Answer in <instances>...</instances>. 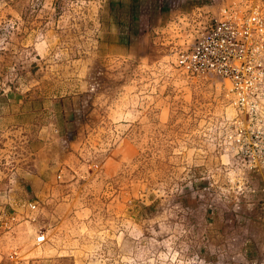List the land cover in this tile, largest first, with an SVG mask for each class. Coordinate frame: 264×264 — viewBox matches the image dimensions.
I'll use <instances>...</instances> for the list:
<instances>
[{
    "label": "rangeland",
    "instance_id": "374dc122",
    "mask_svg": "<svg viewBox=\"0 0 264 264\" xmlns=\"http://www.w3.org/2000/svg\"><path fill=\"white\" fill-rule=\"evenodd\" d=\"M130 4L0 0L1 264H264V102L183 63L223 0Z\"/></svg>",
    "mask_w": 264,
    "mask_h": 264
},
{
    "label": "built area",
    "instance_id": "2783aa9c",
    "mask_svg": "<svg viewBox=\"0 0 264 264\" xmlns=\"http://www.w3.org/2000/svg\"><path fill=\"white\" fill-rule=\"evenodd\" d=\"M259 1L223 0L217 18L198 20L195 41L183 61L192 74L228 81L234 104L250 118L259 115L264 102V11ZM29 209L36 210L37 204L30 203ZM17 219L11 208L0 211V237L11 235ZM33 244L42 250L46 235H37ZM9 258L12 264L34 261L11 249ZM2 260L0 253V264Z\"/></svg>",
    "mask_w": 264,
    "mask_h": 264
},
{
    "label": "crops",
    "instance_id": "0c3cea01",
    "mask_svg": "<svg viewBox=\"0 0 264 264\" xmlns=\"http://www.w3.org/2000/svg\"><path fill=\"white\" fill-rule=\"evenodd\" d=\"M187 1L195 0H130L129 11L131 13L132 19L131 26L132 32L135 31L137 25L141 23V10L144 11V23L150 27H157L160 24L163 11L165 10L167 4L172 3H187ZM136 32V31H135Z\"/></svg>",
    "mask_w": 264,
    "mask_h": 264
}]
</instances>
